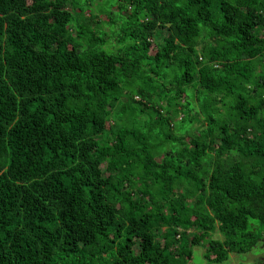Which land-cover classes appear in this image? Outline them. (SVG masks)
I'll return each mask as SVG.
<instances>
[{
  "label": "trees",
  "instance_id": "trees-1",
  "mask_svg": "<svg viewBox=\"0 0 264 264\" xmlns=\"http://www.w3.org/2000/svg\"><path fill=\"white\" fill-rule=\"evenodd\" d=\"M88 6L0 0V264H190L201 245L223 264L254 250L264 0Z\"/></svg>",
  "mask_w": 264,
  "mask_h": 264
},
{
  "label": "rangeland",
  "instance_id": "rangeland-1",
  "mask_svg": "<svg viewBox=\"0 0 264 264\" xmlns=\"http://www.w3.org/2000/svg\"><path fill=\"white\" fill-rule=\"evenodd\" d=\"M80 4L84 5L87 7L88 9H90V11H86L84 12L87 16H90L92 14H99V10H98V6L100 5L99 8L101 7H106L108 9L111 8L112 5H116L118 4V0H79ZM105 5H101V3H104ZM116 6L113 8L114 10L117 9ZM71 8V6H70ZM102 17V23L101 26L103 27L104 30L109 31L111 26L106 23V21L108 20V15L105 12H101ZM109 35H111L109 32H107ZM183 115H180L178 118H182ZM201 124V120L200 121H194L193 122V129L194 131L197 130V128L200 126ZM160 159V158H159ZM213 238H223L222 233L219 230H216L215 233L212 234ZM205 251H206V247L203 245L201 246H196L194 247V257L191 260L190 264H211L206 258H205ZM263 260L264 261V242H260L257 247L247 253H232L230 255V258L223 264H240V263H253V262H257Z\"/></svg>",
  "mask_w": 264,
  "mask_h": 264
}]
</instances>
